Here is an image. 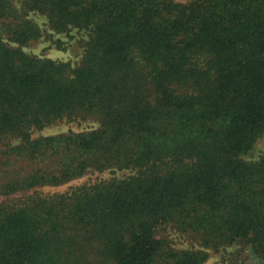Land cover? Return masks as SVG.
Masks as SVG:
<instances>
[{
    "label": "trees",
    "instance_id": "1",
    "mask_svg": "<svg viewBox=\"0 0 264 264\" xmlns=\"http://www.w3.org/2000/svg\"><path fill=\"white\" fill-rule=\"evenodd\" d=\"M31 13L88 32L76 66L24 50ZM80 119L97 126L34 134ZM263 135L264 0H0V166L25 164L0 195L135 171L0 200V264H204L232 245L264 264Z\"/></svg>",
    "mask_w": 264,
    "mask_h": 264
},
{
    "label": "rangeland",
    "instance_id": "2",
    "mask_svg": "<svg viewBox=\"0 0 264 264\" xmlns=\"http://www.w3.org/2000/svg\"><path fill=\"white\" fill-rule=\"evenodd\" d=\"M179 2H187L189 0H175ZM17 1V5H18ZM31 17L41 27L42 36L30 44L25 45L23 48L26 52L40 56L48 57L57 61L69 62L72 66H76L82 58L84 52V43L88 39V32L78 31L73 29L69 32L58 33L52 30L44 15L31 13ZM97 123L91 119L64 120L57 122L53 125L47 126L44 129L36 130L35 135H51L57 133L67 132L70 129L82 130L87 128L96 127ZM264 152V135L257 141L253 151L247 156L248 160H256ZM19 168L25 169V164L21 162L12 161L9 165L0 166V181L5 180L8 174L11 176L13 171ZM135 171L130 169H107L104 171H98L89 169L83 175L73 178L72 180L59 184V185H41L35 187L28 192H18L10 196L0 195V200L18 201L20 198L37 190L45 194H53L56 192H66L73 187L80 186L82 184H94L100 181H107L114 178H124ZM5 178V179H4ZM171 237L172 242L181 248H198L195 242L185 235L177 233L175 231H167ZM240 245H232L221 248L219 250H209L208 258L204 264H233L234 260L245 264H253L256 262V258L251 251L243 250Z\"/></svg>",
    "mask_w": 264,
    "mask_h": 264
}]
</instances>
